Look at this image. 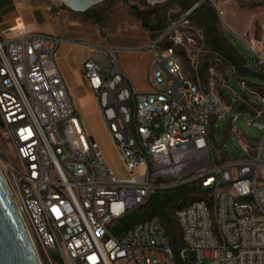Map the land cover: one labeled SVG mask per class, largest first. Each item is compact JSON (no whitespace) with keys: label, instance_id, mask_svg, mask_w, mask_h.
Wrapping results in <instances>:
<instances>
[{"label":"built area","instance_id":"2783aa9c","mask_svg":"<svg viewBox=\"0 0 264 264\" xmlns=\"http://www.w3.org/2000/svg\"><path fill=\"white\" fill-rule=\"evenodd\" d=\"M232 1L199 0L183 18L200 4L223 18L221 6ZM167 36L144 47L151 53L145 94L123 70L124 49L18 25L0 30V136L7 144L0 146V172L41 264H264V130L258 142L241 144L238 160L219 161L213 146L217 122L232 109L221 90L264 123L262 86L240 81L242 98L228 82L216 91L212 78L203 91L176 52L179 38L165 45ZM67 43L87 51L83 77L125 177L87 132L58 68ZM237 118H230L231 132L240 138ZM186 185L201 200L172 213L178 256L158 215L125 230L153 193Z\"/></svg>","mask_w":264,"mask_h":264},{"label":"rangeland","instance_id":"374dc122","mask_svg":"<svg viewBox=\"0 0 264 264\" xmlns=\"http://www.w3.org/2000/svg\"><path fill=\"white\" fill-rule=\"evenodd\" d=\"M198 1L108 0L84 14L64 11L63 15L61 14L62 21L66 17L63 33L64 36L79 42L124 49L126 52L120 53V60L123 61L124 58L137 56L138 64L145 66L148 50H144V47L161 33L166 32L168 36L164 39L163 44H170V38H179L181 46L176 48V52L183 60L186 74L197 81L203 91L211 90L209 83L213 78L215 81L218 80L215 89L219 92L222 84L228 82L230 88L243 98L245 91L240 87V81L242 80L249 84L262 86L261 91L264 92V62H259L256 54L248 47V43L253 41L258 56L264 59V2L254 3L247 0L229 2L221 6V11L224 13L223 18L220 17L213 6L200 4L186 21L183 18L184 14ZM51 4L50 2L46 3L50 6ZM51 7L66 10L64 6L56 7L52 5ZM132 7L146 12L150 26L158 27L157 31L145 29L143 21L137 18ZM202 9L203 12H201ZM214 16H216L215 25L213 23ZM202 19L203 24H201ZM160 27L163 29L161 30ZM209 28H214L215 33L210 32ZM218 37L223 38L232 54H238L245 61L247 68L245 72H236L237 69L233 67L230 60L223 58L220 53L214 51L210 40ZM141 48L143 50H140ZM137 89L140 93L145 94L151 91L148 81L146 82L143 79ZM221 94L232 109L231 112L226 114L225 119L217 122L214 142L216 146L226 152L227 159L238 160L245 156L241 144L258 142L262 137V131L250 124L256 119L255 116L252 112L240 108L227 89L221 90ZM234 115L238 117L234 127L243 135L240 138H236L231 132L230 118ZM86 122L90 132L93 133L94 138L104 150L108 164L118 176L125 177L127 174L120 165L99 118L89 116ZM0 146L7 147L4 136H0ZM219 160L223 162L224 158ZM176 189L172 188L153 193L146 205L131 215L134 222L130 227L143 218L141 215L150 205L153 196H166ZM193 197L199 198L200 195L192 191L187 198L188 204L191 203L190 199ZM175 209L172 205L166 209L168 222L164 221L160 213H157V215L162 219L169 238L176 237L179 245L182 246L180 229L172 218Z\"/></svg>","mask_w":264,"mask_h":264},{"label":"crops","instance_id":"0c3cea01","mask_svg":"<svg viewBox=\"0 0 264 264\" xmlns=\"http://www.w3.org/2000/svg\"><path fill=\"white\" fill-rule=\"evenodd\" d=\"M46 3L49 2L41 0H0V30L6 32L18 25L31 32L60 35L68 41L79 42L64 36L63 33L66 17L62 21L61 14L64 11H71L67 8L66 10H58L57 8L51 7L52 5L56 7L64 6L59 3L50 2L52 3L51 6L46 5ZM86 56V50L76 49L70 43H67L62 46L59 52L58 68L68 88L74 94L76 109L83 120L87 132L93 135L87 126L86 120L89 116H96L100 121L101 118L94 96L83 77L82 65ZM146 57V65L140 66L137 56L124 58L123 61L120 60L119 56L123 70L137 92H139L137 88L141 80L148 81L149 63L151 60V53L149 51ZM213 146L218 160L221 158H224V161L228 160L225 156L226 152L216 146L215 142Z\"/></svg>","mask_w":264,"mask_h":264},{"label":"water","instance_id":"95a60500","mask_svg":"<svg viewBox=\"0 0 264 264\" xmlns=\"http://www.w3.org/2000/svg\"><path fill=\"white\" fill-rule=\"evenodd\" d=\"M59 3L77 14H84L108 0H41ZM264 130L263 120L250 123ZM0 264H41L39 254L25 229L5 180L0 172Z\"/></svg>","mask_w":264,"mask_h":264},{"label":"trees","instance_id":"16d2710c","mask_svg":"<svg viewBox=\"0 0 264 264\" xmlns=\"http://www.w3.org/2000/svg\"><path fill=\"white\" fill-rule=\"evenodd\" d=\"M132 10L134 11L137 18H139L141 21H143V27L145 29H147L149 31H157L158 27L155 28V27L150 26V24L148 22L149 17H148L146 12L137 9L136 7H132ZM201 12H203V9L201 10ZM146 15H147V17L145 18ZM213 23H214V25L216 24V16H214ZM201 24H203V19L201 21ZM160 29L162 30L163 28L160 27ZM209 31L215 33L214 31H216V30L214 28H209ZM210 42L212 44V48L214 49V51L216 53H220L223 56V58L225 57L231 61L233 67L235 69H237L236 72L242 73V72H245V70H247L245 61L238 54L234 55L231 53L228 46L224 43L223 38H221V37L214 38V39L210 40ZM248 85L249 86H256V87L259 86V85H255V84H249V83H248ZM190 187H192V188H190ZM192 191H194L196 194L199 195L198 189L195 186L186 185V186H182L180 188H177L174 192H172L166 196H160V195L153 196V198L150 201V205L144 211V213L141 215V216H143V218H141V219H145L147 217L154 216V215L156 216L157 213H160L163 216L164 221L168 222L169 220H168V217L166 216V209L169 206L172 205L175 208H183V207H186L187 205H189L195 201L201 200L200 197L199 198L193 197L192 199H190L191 203L189 202V204H188L187 198H188V195ZM133 219L134 218L129 217V219H127L125 221V223H124L125 229L131 226L132 222H134ZM170 241H171V244H172V247H173L175 254L178 256L179 251L181 249V246L178 243V239L176 237H172V238H170Z\"/></svg>","mask_w":264,"mask_h":264},{"label":"bare ground","instance_id":"6f19581e","mask_svg":"<svg viewBox=\"0 0 264 264\" xmlns=\"http://www.w3.org/2000/svg\"><path fill=\"white\" fill-rule=\"evenodd\" d=\"M253 43V45L255 46V43L254 42H252ZM255 48V47H254ZM36 250V249H35ZM36 252H37V250H36ZM38 253V252H37Z\"/></svg>","mask_w":264,"mask_h":264}]
</instances>
